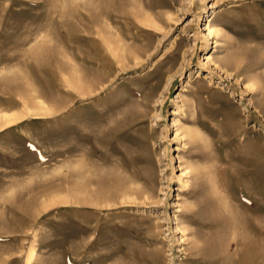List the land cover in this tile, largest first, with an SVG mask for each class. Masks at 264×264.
<instances>
[{"label":"rangeland","instance_id":"rangeland-1","mask_svg":"<svg viewBox=\"0 0 264 264\" xmlns=\"http://www.w3.org/2000/svg\"><path fill=\"white\" fill-rule=\"evenodd\" d=\"M187 1L0 0V264H264V0Z\"/></svg>","mask_w":264,"mask_h":264},{"label":"bare ground","instance_id":"bare-ground-1","mask_svg":"<svg viewBox=\"0 0 264 264\" xmlns=\"http://www.w3.org/2000/svg\"><path fill=\"white\" fill-rule=\"evenodd\" d=\"M188 2V4L190 3L191 5H192V0H189V1H187ZM200 36V35H199ZM6 119V118H5ZM14 118H12V120H13ZM7 120V119H6ZM10 120V119H9ZM8 121V120H7ZM11 121V120H10ZM13 122V121H12Z\"/></svg>","mask_w":264,"mask_h":264}]
</instances>
